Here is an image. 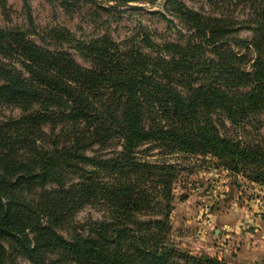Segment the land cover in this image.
Masks as SVG:
<instances>
[{
    "label": "trees",
    "instance_id": "obj_1",
    "mask_svg": "<svg viewBox=\"0 0 264 264\" xmlns=\"http://www.w3.org/2000/svg\"><path fill=\"white\" fill-rule=\"evenodd\" d=\"M164 1L161 40L0 27V264H225L172 243L174 191L206 167L264 187V0Z\"/></svg>",
    "mask_w": 264,
    "mask_h": 264
},
{
    "label": "rangeland",
    "instance_id": "obj_2",
    "mask_svg": "<svg viewBox=\"0 0 264 264\" xmlns=\"http://www.w3.org/2000/svg\"><path fill=\"white\" fill-rule=\"evenodd\" d=\"M181 1L204 14L230 10L234 13V2L230 0H220L216 9L208 0ZM164 2L137 3L142 7L121 9L117 14L105 12L99 8L101 5L95 6L88 0H0V27L26 28L31 17L38 30L60 25L81 39L109 33L119 42L149 30L157 32V40H161L159 38L174 35L160 16L151 13L165 14ZM239 15L240 18L245 16L242 12ZM241 35L251 37L247 31ZM33 40L38 42V37L33 36ZM74 54L80 64L88 66ZM11 113L10 109L0 107V118ZM187 174L190 173L181 175L174 191L172 243L193 256L208 255L225 264H264V187L223 169L211 171L206 167L198 175ZM184 195L189 198L180 200ZM89 216L98 218L100 215L86 209L79 218ZM17 264H26V261L19 259Z\"/></svg>",
    "mask_w": 264,
    "mask_h": 264
},
{
    "label": "water",
    "instance_id": "obj_3",
    "mask_svg": "<svg viewBox=\"0 0 264 264\" xmlns=\"http://www.w3.org/2000/svg\"><path fill=\"white\" fill-rule=\"evenodd\" d=\"M89 2L101 5V6H106L109 8H118V9H133V8H139L142 7L141 5L138 4H133V3H129V4H112V3H107L104 2L102 0H88Z\"/></svg>",
    "mask_w": 264,
    "mask_h": 264
}]
</instances>
